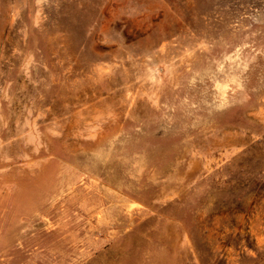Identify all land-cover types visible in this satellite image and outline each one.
<instances>
[{"label": "rangeland", "instance_id": "obj_1", "mask_svg": "<svg viewBox=\"0 0 264 264\" xmlns=\"http://www.w3.org/2000/svg\"><path fill=\"white\" fill-rule=\"evenodd\" d=\"M0 264H264V0H0Z\"/></svg>", "mask_w": 264, "mask_h": 264}]
</instances>
